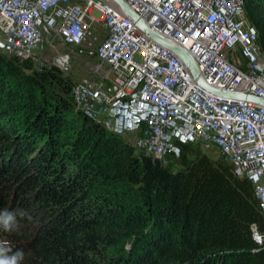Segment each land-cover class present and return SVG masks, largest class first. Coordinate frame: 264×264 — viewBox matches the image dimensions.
I'll list each match as a JSON object with an SVG mask.
<instances>
[{
  "label": "trees",
  "instance_id": "1",
  "mask_svg": "<svg viewBox=\"0 0 264 264\" xmlns=\"http://www.w3.org/2000/svg\"><path fill=\"white\" fill-rule=\"evenodd\" d=\"M264 51V0H243ZM53 64L0 51V260L264 264L252 183L199 144L171 169L75 106Z\"/></svg>",
  "mask_w": 264,
  "mask_h": 264
},
{
  "label": "built area",
  "instance_id": "2",
  "mask_svg": "<svg viewBox=\"0 0 264 264\" xmlns=\"http://www.w3.org/2000/svg\"><path fill=\"white\" fill-rule=\"evenodd\" d=\"M124 1L149 29L187 51L208 85L264 100V51L243 0ZM97 24L106 37L95 54L106 70L101 84L85 78L73 85L76 108L133 136L131 143L162 164L180 159L190 144L217 148L252 183L264 216L263 105L205 90L175 53L109 0H0V44L23 59L37 60L46 34L79 49ZM65 58L57 55L53 65L61 68ZM250 230L264 244V232L255 224Z\"/></svg>",
  "mask_w": 264,
  "mask_h": 264
},
{
  "label": "rangeland",
  "instance_id": "3",
  "mask_svg": "<svg viewBox=\"0 0 264 264\" xmlns=\"http://www.w3.org/2000/svg\"><path fill=\"white\" fill-rule=\"evenodd\" d=\"M105 35L106 33L101 24L94 25L88 35L89 38L78 49V47L76 48L63 44L62 41L53 34H46L42 42V47L37 53V61H35V64L37 66L43 64H53V60L57 55L68 54V58H65V63L63 64V66H65L64 69L63 66L61 68L59 67L65 75L70 76L75 83L86 78L91 82L101 84L103 82V73L106 70V66L103 64L100 65V62L95 54V50L96 47L103 41ZM0 49V51L6 53L1 44ZM132 137L133 136H130V138ZM200 146V149L209 157L213 159L221 157L217 148H205L203 145ZM192 156V151L186 147L185 152L180 159L173 160L165 164L171 163L170 168L176 170L181 166H185L187 160H189Z\"/></svg>",
  "mask_w": 264,
  "mask_h": 264
},
{
  "label": "water",
  "instance_id": "4",
  "mask_svg": "<svg viewBox=\"0 0 264 264\" xmlns=\"http://www.w3.org/2000/svg\"><path fill=\"white\" fill-rule=\"evenodd\" d=\"M109 1L115 3L127 16L130 17L132 21H134L144 31V33H146L155 42H157L159 45L163 47L168 48L173 53H175L187 65V67L193 73V75L197 77L198 84L201 87H203L205 90L223 99L226 98H229L231 100L243 99L264 106L263 99H259L243 93L224 92L208 85L199 75V70L195 63V60L184 48L168 43L166 40L162 38L161 35L149 29L145 24V22L138 17V15L127 5V3L124 0H109Z\"/></svg>",
  "mask_w": 264,
  "mask_h": 264
},
{
  "label": "clouds",
  "instance_id": "5",
  "mask_svg": "<svg viewBox=\"0 0 264 264\" xmlns=\"http://www.w3.org/2000/svg\"><path fill=\"white\" fill-rule=\"evenodd\" d=\"M264 217V216H263ZM0 264H10L8 261L0 260Z\"/></svg>",
  "mask_w": 264,
  "mask_h": 264
},
{
  "label": "bare ground",
  "instance_id": "6",
  "mask_svg": "<svg viewBox=\"0 0 264 264\" xmlns=\"http://www.w3.org/2000/svg\"><path fill=\"white\" fill-rule=\"evenodd\" d=\"M104 31H105V33H106V30H105V29H104ZM105 37H106V35H105ZM105 37H104V38H105ZM103 40H104V39H103ZM0 50H1V49H0ZM21 59H23V58H21ZM26 59H27V58H26ZM31 60H32V59H31ZM33 61L35 62V60H33ZM36 61H37V60H36Z\"/></svg>",
  "mask_w": 264,
  "mask_h": 264
}]
</instances>
